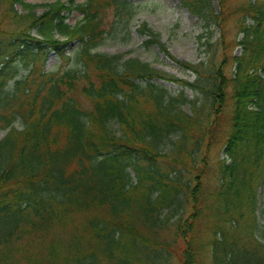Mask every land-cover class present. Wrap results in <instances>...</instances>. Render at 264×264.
I'll use <instances>...</instances> for the list:
<instances>
[{
  "label": "trees",
  "instance_id": "obj_1",
  "mask_svg": "<svg viewBox=\"0 0 264 264\" xmlns=\"http://www.w3.org/2000/svg\"><path fill=\"white\" fill-rule=\"evenodd\" d=\"M215 1L180 0L204 61L136 29L190 81L96 50L131 0H0V264H264V0Z\"/></svg>",
  "mask_w": 264,
  "mask_h": 264
},
{
  "label": "rangeland",
  "instance_id": "obj_2",
  "mask_svg": "<svg viewBox=\"0 0 264 264\" xmlns=\"http://www.w3.org/2000/svg\"><path fill=\"white\" fill-rule=\"evenodd\" d=\"M28 3L37 4L35 11L42 12L45 4L54 0H25ZM82 2L84 0H76ZM135 5L136 14L130 21L129 32L119 31L116 36L107 34L100 42L97 51L117 53L122 52L124 58H138L141 61L150 63L158 70L165 71L176 77L193 80L194 74L187 69L180 67L179 64L173 62L169 57L162 53L157 46H145L143 40L145 36L137 33L136 29L141 23H146L147 27L158 34L160 41L165 43L170 54L177 60L190 63H198L204 61L210 54L205 48L204 41L209 38L212 41L215 38L214 26L205 29L202 21L193 13H191L180 0H131ZM212 6L217 8V3L212 0ZM19 12L24 9L20 4H16ZM80 13L73 11L68 14V22L74 24L78 20ZM71 49L67 48V53ZM234 53H238L239 49L235 48ZM60 65V59L54 52H50L46 62L45 70H56ZM21 73L22 70L20 71ZM142 82V81H141ZM155 83L163 86L168 93L176 95L183 91L188 98L198 97L200 95L194 90L183 88L177 83L156 79ZM84 104H87L85 101ZM189 103L185 102L182 108L189 112ZM113 128H117V124H112ZM3 132H0V136ZM259 193V202L257 206V216L260 226H264V200ZM178 258L171 259L169 264H178Z\"/></svg>",
  "mask_w": 264,
  "mask_h": 264
}]
</instances>
